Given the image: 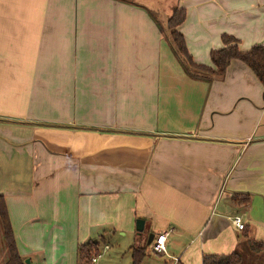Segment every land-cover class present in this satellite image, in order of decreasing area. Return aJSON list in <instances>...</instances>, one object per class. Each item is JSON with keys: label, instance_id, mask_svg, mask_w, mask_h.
Wrapping results in <instances>:
<instances>
[{"label": "crops", "instance_id": "crops-1", "mask_svg": "<svg viewBox=\"0 0 264 264\" xmlns=\"http://www.w3.org/2000/svg\"><path fill=\"white\" fill-rule=\"evenodd\" d=\"M176 9L195 65L222 35L264 45V0H0V196L28 264H77L91 227L137 219L135 245L170 231L180 264L264 242V88L238 60L186 72Z\"/></svg>", "mask_w": 264, "mask_h": 264}, {"label": "trees", "instance_id": "trees-1", "mask_svg": "<svg viewBox=\"0 0 264 264\" xmlns=\"http://www.w3.org/2000/svg\"><path fill=\"white\" fill-rule=\"evenodd\" d=\"M184 19L185 12L176 9L168 19L167 28L172 43L184 61L186 72H190L196 79L221 78L229 63L232 60H238L252 71L264 88V45L254 46L247 52H241L238 49V42L233 36L222 35L223 46L210 52L211 66L195 65L188 55L182 35L177 31ZM232 201L247 203L248 197L234 196ZM0 233L6 251L2 264H25L17 251L6 204L2 196H0ZM97 244L98 242L89 241L77 247L78 264L79 261L84 264L92 263L91 258L99 254L95 247ZM145 249V246L136 245L130 248L132 264H140L145 256ZM201 264H264V242L256 241L249 234L244 233L242 240L238 242L232 253L204 254Z\"/></svg>", "mask_w": 264, "mask_h": 264}, {"label": "rangeland", "instance_id": "rangeland-1", "mask_svg": "<svg viewBox=\"0 0 264 264\" xmlns=\"http://www.w3.org/2000/svg\"><path fill=\"white\" fill-rule=\"evenodd\" d=\"M144 234L145 231H142L140 233L136 232L135 226L132 232L127 231L123 235L121 234L120 231L113 230L112 227L110 226L100 225V226L91 227L90 231L86 234V236L88 239L92 241L97 240L98 244L95 247L98 253L101 254L100 257L97 259V261L91 264H132L130 248H132L135 244H137L138 235L143 236ZM83 237L84 235L79 237L78 240L80 241ZM145 238L144 239L141 238L140 242L141 243L145 242ZM171 241L174 247L178 249L176 251L173 248L171 249L172 253H170L171 251L168 253L173 254L171 255L173 257H177V253H179L181 250V243H178V241L174 239ZM105 245H108L109 249L103 252V247ZM4 255H6V251L0 233V264H2L3 262ZM25 260L26 259H24V261ZM164 260H168V257L152 252L151 244H149L145 249V256L140 262V264H163ZM37 261L38 264H43L42 260L38 259ZM79 264H84V263L79 261Z\"/></svg>", "mask_w": 264, "mask_h": 264}, {"label": "built area", "instance_id": "built-area-1", "mask_svg": "<svg viewBox=\"0 0 264 264\" xmlns=\"http://www.w3.org/2000/svg\"><path fill=\"white\" fill-rule=\"evenodd\" d=\"M231 222H232V225L239 231H242L245 227L241 217L238 215L233 216L231 218ZM169 232L170 231L162 232L155 237V239L153 240L154 242L152 241L151 243V249L153 252L167 255L166 250H165V243H166V237L168 236ZM108 249H109V246L105 245L103 247V252ZM100 255L101 254H98L92 257L91 262L95 263L97 259L100 257ZM168 258H169V262H168L169 264H179V259L177 257L168 256Z\"/></svg>", "mask_w": 264, "mask_h": 264}, {"label": "water", "instance_id": "water-1", "mask_svg": "<svg viewBox=\"0 0 264 264\" xmlns=\"http://www.w3.org/2000/svg\"><path fill=\"white\" fill-rule=\"evenodd\" d=\"M143 229H144V220L143 219H137L135 221V230H136V232L140 233V232L143 231ZM153 239H154V234L153 233L148 234L146 244L147 245L151 244ZM28 262H29L28 259H26L24 261L25 264H27Z\"/></svg>", "mask_w": 264, "mask_h": 264}]
</instances>
